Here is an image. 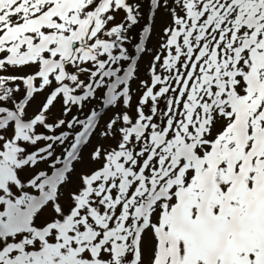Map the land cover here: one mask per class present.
<instances>
[{
  "label": "snow or ice",
  "instance_id": "obj_1",
  "mask_svg": "<svg viewBox=\"0 0 264 264\" xmlns=\"http://www.w3.org/2000/svg\"><path fill=\"white\" fill-rule=\"evenodd\" d=\"M0 264H264V0H0Z\"/></svg>",
  "mask_w": 264,
  "mask_h": 264
}]
</instances>
